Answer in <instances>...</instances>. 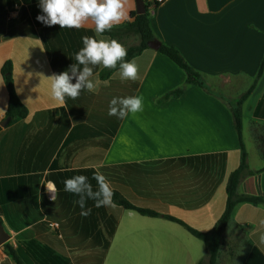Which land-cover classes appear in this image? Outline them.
<instances>
[{
	"label": "crops",
	"instance_id": "1",
	"mask_svg": "<svg viewBox=\"0 0 264 264\" xmlns=\"http://www.w3.org/2000/svg\"><path fill=\"white\" fill-rule=\"evenodd\" d=\"M32 7L21 1L12 9ZM125 10L128 17L114 25L129 21L135 1L126 0ZM149 22L156 40L179 50L206 87L187 84L181 69L150 48L130 60L138 68L135 80H122L119 70L101 80L103 67H95L96 89L82 95L113 89L104 94L109 106L127 85H138L132 97H143V111L124 119L100 112L107 129L117 123L112 137L87 123L91 111L83 115L76 110L85 107L80 96L71 99L74 113L66 101L61 105L49 98L45 78L66 71L74 56L63 52L53 65L38 24L29 29L33 34L9 35L5 28L0 37V69L4 62L12 63L15 91L28 111L25 119L0 131V221L25 264H75L72 251L102 247L108 217L115 220V229L107 252L119 233L120 243L131 250L154 239L178 264L206 258V250L203 254L178 224L113 203L96 207L91 199L81 209L79 197L64 191V181L78 175L88 177L96 191L92 177L101 174L132 205L175 217L200 232L211 230L223 213L227 179L240 156L231 108L256 77L264 49V0H166L150 9ZM94 27L89 20L79 29ZM94 38L111 40L98 34ZM133 40L137 37L116 41L126 49ZM236 86L244 90L230 101ZM175 90H182L180 96L170 94ZM6 108L0 74V122ZM241 110L248 167L262 171L244 178L237 193L264 198V156L254 139L264 134V70ZM105 167L116 169L104 173ZM262 238L264 205H237L216 264H264ZM0 264L15 262L6 255Z\"/></svg>",
	"mask_w": 264,
	"mask_h": 264
},
{
	"label": "trees",
	"instance_id": "2",
	"mask_svg": "<svg viewBox=\"0 0 264 264\" xmlns=\"http://www.w3.org/2000/svg\"><path fill=\"white\" fill-rule=\"evenodd\" d=\"M21 1L26 2L27 4H34V7H32V12L34 15L36 14V12L40 11V9L38 8L37 0H0V14L5 10V7L8 9L11 8L12 10L14 4L15 3L20 4ZM143 2L145 5L144 14H137L136 11L133 10L129 14V21L121 25H113L110 31H106L103 34H100L109 37L111 40H119L131 36L137 37V43L126 48L127 56L124 58L126 61H130L134 57L140 55L144 50L148 49L147 46L148 42L156 40L150 26L149 12L150 9L157 8L160 4L156 3L154 0H143ZM37 26L41 27V30L39 32V37L41 38L45 50L49 55L53 65L57 63L58 56L60 54H63V52H68L71 56H74V54L77 53L83 47V42H82L83 37L87 36L94 38V35L97 34L95 32V27L93 30L75 29V28L61 29L59 25L47 27L39 22ZM3 33H5V26L4 23L2 24L0 22V37L3 35ZM7 33H9V35L33 34L32 31H30L29 29H21V28L20 29L11 28ZM158 53L169 59L179 69H181L184 72L185 80L187 84H191L193 86L202 89L206 87L200 74L197 71H195L185 61L184 57L182 56L179 50L175 49L172 46L161 44L160 48L158 49ZM117 70H119L118 67L116 69L103 68L99 72V78L101 80L109 79L111 75ZM263 70H264V49L259 62V66L254 82L243 94L240 95V97L236 101V104L231 108L233 129L237 136L239 150H240L239 165L233 172L230 173L227 179V183L225 187V193H226L225 208L223 213L216 221V223L214 224L211 230L207 232H200L193 229L192 227L188 226L186 223L175 217L169 215H163L150 209L136 207L132 205L130 202H128L125 198H123L117 191H112L113 192L112 203L117 207H120L124 210L134 211L144 217L162 218L167 221L178 224L179 226L184 228L192 237L202 242L205 246L206 258L204 260H200L197 264H216L223 234L231 219L233 210L237 205L243 203L251 204L253 206L264 205L263 197L253 196V195H239L237 193V188L240 182L244 178L249 176H254L262 171V169L257 171H252L249 169L247 164L248 154L242 139L241 106L242 103L249 97V95L253 91L255 87V83L262 75ZM12 71H13V67L10 61L4 62V64L1 66L0 69V74L7 91V108L5 111V115L3 117V120L8 119V123L6 127H9L15 124L16 122L25 119L28 114L27 108L20 102L16 94L13 83ZM137 87L138 85H127L125 87L124 92L121 94V98L132 97ZM110 90L113 89L108 88L106 91L104 90L101 91L98 95L89 93L88 103H86L85 105L86 108H88L91 104L90 99H94V98L99 99V97H101V94L104 95V92ZM181 93L182 90H175L170 94L173 95L174 97H178L180 96ZM69 100H70L69 98H66L65 100L67 103L68 111L70 113H74ZM92 105H93L92 111L88 115L87 123L91 124L92 126H95L96 129L109 135V137H112L116 131L117 123H114L112 128L107 129L106 127L101 125L104 124L105 120H101L99 118L100 111L109 112L108 107L105 108L107 109L106 111V110H102L104 108H102L98 103ZM82 113L83 115H86L87 109L85 110L83 109V111H81V114ZM105 114H106L105 117L109 118L108 113ZM115 117L117 118V116ZM101 121L102 123H100ZM1 130L2 128L0 127V131ZM254 139L258 144V148L261 156H264V134L255 135ZM115 169L116 168L110 169L105 167V168H101V171L105 173V171H112ZM113 177L115 178V176ZM105 228H106V233L105 236H103L102 247L100 249H92L94 250L92 254H96V257L92 256L93 257L92 264H102L109 246V240L114 233L115 220L113 218L108 217L105 223ZM3 248L6 255L10 257L15 262V264H25L22 261L21 258L22 253L19 249H15L14 247H12V245L9 242H6L3 245ZM74 260H75L74 261L75 264H78L76 258ZM59 264H64V263L59 262Z\"/></svg>",
	"mask_w": 264,
	"mask_h": 264
},
{
	"label": "clouds",
	"instance_id": "3",
	"mask_svg": "<svg viewBox=\"0 0 264 264\" xmlns=\"http://www.w3.org/2000/svg\"><path fill=\"white\" fill-rule=\"evenodd\" d=\"M37 4L40 14L36 20L44 26L59 25L61 29H79L86 21L91 20L98 35L110 31L114 24H119L128 17L126 0H37ZM82 42L83 47L74 54L75 63L66 71L45 78L50 81L51 101L63 105L66 98L76 99L82 91H94V68L97 66L105 69L118 67L122 80L137 79V65L124 59L127 51L116 40H98L85 36ZM142 111V96L113 98L108 115L124 119L129 114L135 115ZM92 178L97 182L96 191L88 177L83 175L65 180L64 191L79 197L76 202L81 209L85 208L89 199L95 202L96 207L111 205L113 192L105 177L94 174ZM82 214L87 215L88 212Z\"/></svg>",
	"mask_w": 264,
	"mask_h": 264
},
{
	"label": "rangeland",
	"instance_id": "4",
	"mask_svg": "<svg viewBox=\"0 0 264 264\" xmlns=\"http://www.w3.org/2000/svg\"><path fill=\"white\" fill-rule=\"evenodd\" d=\"M40 14V11L38 12V15ZM37 15H34L31 10L28 9H5L0 14V22L3 24L5 28L10 29V27L15 26L18 27L17 29H33L35 24H38L36 20ZM133 44L137 43V40L131 41ZM108 88H104L103 90L106 91ZM244 90L243 87L236 86L232 93H230L229 100H232V97L239 95ZM101 92V91H100ZM99 92V93H100ZM213 94H218V90H211ZM98 93V94H99ZM106 92H104L105 94ZM96 94V95H98ZM95 95V94H94ZM79 101L86 105L88 103V96H84L80 94ZM104 95L101 94V97L99 99L94 98L90 99L91 104L97 102L99 105L104 108L102 110H106L105 108L109 106L105 105L104 103ZM70 105H71V98H70ZM72 107V105H71ZM93 105H90L88 108L86 106L82 109H87L88 111H92ZM90 109V110H89ZM79 113H81V108L77 107L76 109ZM103 113V111H100ZM108 113V112H105ZM245 125L247 126V122L245 121ZM248 134V133H247ZM248 146V144H247ZM189 238L194 241V243H197L200 248L203 251V254L205 253V247L202 242L199 240L194 239L193 237L189 236ZM154 239H147L143 245V248L140 250H131L128 247H125L120 243V235L119 233L114 238L110 250L107 252L106 257L104 259L103 264H178L176 263L170 256L169 251L167 249L160 250L158 246H156L153 243ZM94 250L81 247L79 249H76L72 252H74V257L76 258V261L78 264H92L93 263V257H96V254H92ZM93 256V257H92ZM187 264V263H183ZM196 264V263H194Z\"/></svg>",
	"mask_w": 264,
	"mask_h": 264
},
{
	"label": "water",
	"instance_id": "5",
	"mask_svg": "<svg viewBox=\"0 0 264 264\" xmlns=\"http://www.w3.org/2000/svg\"><path fill=\"white\" fill-rule=\"evenodd\" d=\"M135 1V11L137 14H144L145 13V5L143 0H134ZM148 48L158 51L161 46V43L157 40H153L147 43ZM8 119H4L0 122V127L5 128L7 126ZM9 235L4 230L2 223L0 221V246H3L6 242L9 241Z\"/></svg>",
	"mask_w": 264,
	"mask_h": 264
},
{
	"label": "built area",
	"instance_id": "6",
	"mask_svg": "<svg viewBox=\"0 0 264 264\" xmlns=\"http://www.w3.org/2000/svg\"><path fill=\"white\" fill-rule=\"evenodd\" d=\"M154 1L158 4H161V3L165 2L166 0H154ZM5 256H6V253L4 251V248H3V246H0V259L5 257Z\"/></svg>",
	"mask_w": 264,
	"mask_h": 264
}]
</instances>
